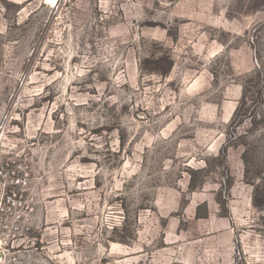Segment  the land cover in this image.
<instances>
[{"label": "rangeland", "instance_id": "374dc122", "mask_svg": "<svg viewBox=\"0 0 264 264\" xmlns=\"http://www.w3.org/2000/svg\"><path fill=\"white\" fill-rule=\"evenodd\" d=\"M9 191L15 264H264V0H0Z\"/></svg>", "mask_w": 264, "mask_h": 264}, {"label": "built area", "instance_id": "2783aa9c", "mask_svg": "<svg viewBox=\"0 0 264 264\" xmlns=\"http://www.w3.org/2000/svg\"><path fill=\"white\" fill-rule=\"evenodd\" d=\"M57 4L59 0H54ZM29 204L27 198L14 191L0 195V264H15V243L20 238Z\"/></svg>", "mask_w": 264, "mask_h": 264}, {"label": "trees", "instance_id": "16d2710c", "mask_svg": "<svg viewBox=\"0 0 264 264\" xmlns=\"http://www.w3.org/2000/svg\"><path fill=\"white\" fill-rule=\"evenodd\" d=\"M124 240H125V239H123V237H122V239H120L121 242H124Z\"/></svg>", "mask_w": 264, "mask_h": 264}]
</instances>
